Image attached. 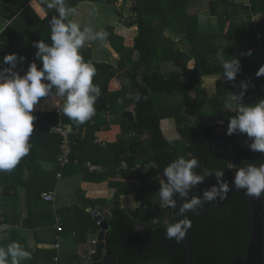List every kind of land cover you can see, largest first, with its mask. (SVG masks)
I'll return each instance as SVG.
<instances>
[{"label":"trees","instance_id":"16d2710c","mask_svg":"<svg viewBox=\"0 0 264 264\" xmlns=\"http://www.w3.org/2000/svg\"><path fill=\"white\" fill-rule=\"evenodd\" d=\"M78 1L85 0H74L73 3ZM88 1L114 4L117 0ZM146 1L137 0L136 22H132V19L125 21L126 26L132 24L138 26L139 34L134 40H128L124 31L121 33V30L112 27L106 29L107 40L121 57L118 64L119 69L124 71L129 80V88L121 93L113 94V96L118 99L119 95L123 94L122 99H125L126 105L128 107L134 106L135 109L134 112H131L119 108V101L110 100L108 85L107 91L106 88H103L108 97L107 101L110 102L113 110L126 121L127 136L130 134L133 136H128L126 141L122 142L124 151L119 153L116 158L110 157V160L105 163L108 172L101 177V180L104 182L110 177H115L116 169L122 163H126L127 168L119 172L123 179L138 180L143 183L139 189H137L135 182L115 184L117 191L113 199L119 202V205L112 208L111 217L108 219L110 237L107 241V253L109 256H116L118 264H189L192 250V264H229L234 259L232 251H235L241 258L246 256L252 227V209L247 198L238 192H231L209 214L199 212L210 210L219 201L206 203L203 208L187 213L186 215L192 222V227L185 239L177 243L174 239L171 241L166 239L165 220L174 222L182 219L183 217L177 215L181 204L194 195L202 197L205 189L217 184V180L214 175L208 176L199 184L198 188L189 189L188 197L184 199H181L178 194H174L173 199L177 201L175 209L161 208L159 192H156V189L161 187L160 181L163 180L161 175H163L164 168L181 156L185 159L192 157L198 159L199 167L194 169L196 174L204 172L205 161L206 171L222 168L225 171L223 179L231 181L237 167L249 162L257 164L264 162V154L253 152L250 147L241 148L237 146L239 133L237 132L233 133L231 138L227 134L225 136L230 139V144L236 147L233 159L234 167L230 166L228 162L220 160V154L215 153L214 150L215 126L209 127L207 124L224 115L225 100L229 92L238 94L236 83L231 81L217 84L215 95L204 103L200 98L203 90V78L223 74V69L220 61L212 60L213 53L204 44L203 35L199 32L198 17L188 15V8L194 1L167 0L168 5H164L163 0H151L153 3L158 1L160 4L158 6L146 4ZM263 1L251 0V9L244 7L242 3L241 5L246 12L253 11L263 15ZM155 13L161 16V22L157 27L153 23ZM56 15H58L57 12H50L42 18L43 29L50 26L49 21ZM6 17L11 18L9 15ZM168 27L175 31L181 30L186 35V39L192 46L195 59L193 69L188 68L189 57L187 54L181 52L173 41L165 38L164 30ZM259 27L264 44V18L259 22ZM10 30L7 28L0 34V61L7 54H16L13 39L11 41L6 39ZM237 30L245 34L250 31V38L248 39L255 42L250 21L245 26L232 25L225 38L230 37L229 34ZM241 38L244 39V36ZM257 43L259 44L258 41ZM136 52L139 53L137 61L134 60ZM91 53L92 49H83V57L86 61L90 60ZM236 58V56H225L223 59L232 60ZM168 62L182 63L180 71L162 74L154 69L156 64ZM93 64L97 73L93 78V83L98 85L100 82L98 72L103 71L108 74L111 66ZM243 65L245 67L244 82L248 84L245 95L255 94L264 97V76L258 77L256 75L261 66L252 59L244 62ZM192 93H196V98H192ZM129 94H132L131 99ZM136 94L141 96L139 102L135 101ZM162 94H178L181 96V100L170 108H162L159 107L160 103L156 98ZM53 95H55V90L47 97ZM122 103L124 102L122 101ZM101 113V110L96 109L97 115H101ZM171 119L175 120L177 131L182 137L179 140H168L162 132V122ZM89 123L90 120L83 125L88 126ZM164 124L166 125L167 122ZM228 124L225 125L226 129H228ZM41 125L44 126L45 124L41 123ZM53 126H48L46 131H51ZM50 136L56 140V153L59 156L61 138L54 133ZM29 142L34 150V135L31 136ZM79 142L81 141L76 140L75 146ZM250 142L252 141L250 140ZM118 146L119 144L116 143L109 147L115 150ZM137 164L145 169L146 174L136 169ZM164 178V181L167 182V178ZM128 199L134 204L139 203L138 207L135 209L133 207L132 212L127 211L128 204L126 201ZM90 203L94 204L95 202L90 201ZM94 208L93 205L92 208L88 209L91 211ZM89 213L87 217L94 223ZM94 224L99 230V225ZM73 264L83 263L81 258L75 257Z\"/></svg>","mask_w":264,"mask_h":264},{"label":"crops","instance_id":"0c3cea01","mask_svg":"<svg viewBox=\"0 0 264 264\" xmlns=\"http://www.w3.org/2000/svg\"><path fill=\"white\" fill-rule=\"evenodd\" d=\"M73 1L65 0V6L73 9L68 20L78 23L81 30L89 27L94 34L101 29L106 31L108 27H112L121 30V33L124 31L126 38L130 41L138 36L137 25H125V21L128 19H132V22L137 20V0H117L110 6L109 3L88 0L78 1L75 4ZM193 1L194 3L188 8V15L198 17L199 32L203 35L206 48H210L213 53L212 60L220 61L221 56L222 58L236 56L240 60L241 71L237 74L235 81H232L236 83L239 93L241 91L240 84L242 81L244 82L245 67L243 63L252 59L257 61L260 66H264V44H256L255 38V42H251V39H248L250 31L245 34L237 30L230 33V37L225 38V36L232 25L245 26L251 15H255L260 22L264 18V13L260 15L253 11L246 12L241 5V0ZM146 4L160 5L158 1L153 3L151 0H147ZM163 4L168 5V1L163 0ZM262 4L264 5V1ZM107 8L112 12H108ZM0 11V34L7 28L11 29L6 39L10 41L13 39L16 54L18 57H23L22 60L18 59L19 63L15 71L24 75L33 62H36L38 67H42L36 57L38 49L33 44L40 40L47 41L49 45L52 43L50 26L43 29L41 20L48 13L56 12V9L47 8L46 0H0ZM160 22L161 16L155 13L153 15L155 27ZM164 36L173 41L181 52L187 54L189 57L188 68L193 69L195 59L192 46L186 39V35L181 30L175 31L168 27L164 30ZM241 36H244V39ZM83 49H92L90 56L92 63L111 66L108 74L103 71L98 72L101 95L96 102V109L101 110V115H94L88 126L77 124L66 117L62 111L52 106L54 100H59L62 107L63 97L55 95L42 97L33 112L36 117L34 120L35 131L32 134L35 141L33 143L34 150L31 145L29 154L23 157L11 172H0V247H7L13 241L19 242L31 253V259L22 261L21 264H73L75 257L81 258L83 264H92L88 262L87 257L94 249L92 242H97L101 230V228L99 230L96 228L94 224L96 221L92 213L98 211L107 220L111 217L112 208L119 205V202L113 199L117 191L116 183L135 182L137 189L143 184L142 181L123 179L119 172L127 168L126 163H122L116 169L115 177H110L104 182L101 180V177L108 172L105 163L110 160V157L116 158L119 153L124 151L122 142L126 141L128 136H133V134L127 136L126 121L113 110L103 88H106L107 91L108 85L110 100L119 101V108L134 112L135 107L126 105L125 99H122L123 94L119 95L118 99L113 96V94L127 90L129 80L124 71L119 69L118 64L121 57L112 48L110 42L107 39L101 41L98 37L94 40L87 39L84 47L80 50L82 55ZM138 59L139 53L136 52L134 60ZM174 64L177 65L174 71H171L172 69H169L168 66L165 67V65H171V62L156 64L154 69L162 74L179 72L182 63ZM0 66L9 67L10 65ZM224 82L231 81H227L223 74L203 78V90L200 98L204 103L215 95L217 84ZM54 90L55 88L52 91ZM191 96L196 98V93H192ZM261 98L255 94L244 95L242 101L234 102V113L226 112L225 117L235 115L238 103H254ZM40 114L43 117H40ZM220 118L215 119L217 124H219ZM173 120L171 119L170 122L165 120L161 125L164 136V123L167 122L171 125L169 130L171 132L173 130L174 137L172 139L166 137L171 141L178 140L179 136L174 127L175 120ZM41 123L45 125L42 126ZM59 123L72 129L85 130L86 133L85 139L75 146L72 162L63 170L58 164L56 140L50 136L52 131H46L48 126H56ZM225 130L227 129L225 128ZM97 141L103 142V145L99 146ZM116 143L119 146L115 150L109 147ZM88 164L98 166L100 170L91 171L87 167ZM61 171L62 177L59 178L58 174ZM47 193L54 195L53 201L43 198L42 195ZM90 201L95 203L91 204ZM93 205L95 208L90 211L88 208H92ZM138 206L139 203H137ZM133 207L135 205H127V211L132 212ZM88 212H90L94 223L87 217ZM59 223L63 228L62 232L57 231ZM57 243L61 245L59 250L55 248ZM56 257H58V262L55 261Z\"/></svg>","mask_w":264,"mask_h":264},{"label":"clouds","instance_id":"9594fccd","mask_svg":"<svg viewBox=\"0 0 264 264\" xmlns=\"http://www.w3.org/2000/svg\"><path fill=\"white\" fill-rule=\"evenodd\" d=\"M47 8H55L58 15L49 21L51 41L49 45L43 40L33 44L38 49L36 62L29 65L26 74L15 71L17 54L11 53L3 57L0 65V172H11L27 156L31 149L30 138L35 131L33 112L42 97L52 94L63 97L61 107L59 100H54L53 107L62 111L71 121L84 124L96 114V102L101 95L99 85L93 83L96 68L92 61H86L81 54L87 39L101 41L107 39L108 33L101 29L92 34V29L81 30L78 23L68 20L73 9L65 6V0H46ZM68 22H65V21ZM249 55L251 53H248ZM223 76L227 81H235L241 71L238 58L232 60L220 59ZM256 75L264 76V66ZM238 94L229 92L225 100V109L232 110L236 101H242L247 92L248 84L241 82ZM132 98V94H129ZM141 96L135 95L139 102ZM223 123V121H220ZM246 133L252 141L250 150L264 154V99L251 104L236 105L235 115L229 119L227 135ZM199 167L197 158L185 159L183 156L174 159L163 170L167 182L160 181L159 200L161 208H176L177 201L173 199L178 194L181 199L188 197L189 189L202 183L208 176L214 175L217 185L204 191L202 197L194 195L185 200L179 207L177 215L183 217L174 222L165 220L166 239L182 242L192 222L187 213L203 208L206 203L224 200L232 188L243 189L249 197L264 198V162L259 164L249 162L237 167L231 181H225V171L222 168L208 169L202 175L194 169ZM31 259L28 252L19 242L13 241L7 247H0V264H21Z\"/></svg>","mask_w":264,"mask_h":264},{"label":"water","instance_id":"95a60500","mask_svg":"<svg viewBox=\"0 0 264 264\" xmlns=\"http://www.w3.org/2000/svg\"><path fill=\"white\" fill-rule=\"evenodd\" d=\"M261 99H264L262 97ZM260 99V100H261ZM214 125H217V120L214 121ZM226 131L223 130V133H218L214 136L213 140L216 144L215 149L219 151V145L222 144V149L227 147L226 144ZM142 135V133H140ZM238 146L241 148H249L250 139L248 138L246 133L239 134V142ZM228 154L221 161H226L232 166V155H233V146L227 147ZM206 171V164L204 161V172ZM203 172V173H204ZM202 173V174H203ZM201 174V175H202ZM217 185V184H214ZM214 185L207 187L205 190H210ZM231 192H238L245 196L250 203L252 209V227L250 233V241L247 247L245 258L236 257L229 264H264L263 260V248H264V204L263 198L257 199L253 197H249L245 194V190L240 189L236 190L233 186ZM227 195V196H228ZM226 199V198H225ZM224 199V200H225ZM224 200L217 202L213 208L205 212H199L201 214H209L212 210L216 209ZM94 220L99 224L101 230L97 237V242L94 246V249L91 250L90 255L87 257L88 262L92 264H118V258L116 256H109L107 253V241L110 237V225L107 218H105L98 211H94L92 213ZM193 254L191 250V254L189 257V264H192Z\"/></svg>","mask_w":264,"mask_h":264},{"label":"built area","instance_id":"2783aa9c","mask_svg":"<svg viewBox=\"0 0 264 264\" xmlns=\"http://www.w3.org/2000/svg\"><path fill=\"white\" fill-rule=\"evenodd\" d=\"M251 0H241V3L243 4L244 7H248L249 9L251 8ZM254 36L256 41L259 42V44H262V33L260 31L259 27V20L255 15H251L249 18ZM52 133L55 135H58L61 138V142L59 145V167L61 170L65 169L71 162H72V155H73V149L76 144V140H84L85 139V130H80V129H72L67 127L63 123H59L56 126L51 127ZM97 144L99 146L103 145V142L97 141ZM87 167L91 171H98L100 170V167L94 166L92 164H88ZM136 169L145 172V169L141 165H137ZM58 177H62V171L59 172ZM44 199L47 201H53L54 200V195L51 193L43 194L42 195ZM58 232H62L63 228L61 227V224L59 223V227H57ZM96 241L92 242V246H95ZM61 247L60 243H57L55 245V248L59 250ZM55 261L58 262V257L55 258Z\"/></svg>","mask_w":264,"mask_h":264},{"label":"rangeland","instance_id":"374dc122","mask_svg":"<svg viewBox=\"0 0 264 264\" xmlns=\"http://www.w3.org/2000/svg\"><path fill=\"white\" fill-rule=\"evenodd\" d=\"M109 6H110V4H109ZM107 10H108V12H112L111 9H109V8H107ZM159 65H161V64H159ZM166 66L170 67L169 69H172L171 71H174L177 68V65H175L172 62H171V65H165V67ZM156 98L158 99L157 101H159V103H160V106L159 107H162V108H170L173 104H178L180 102V100H181V96H179L178 94H174V95H163L162 94V95L156 96ZM154 99H155V97H154ZM251 103H253V102H249L248 104H251ZM226 112L234 113L233 112V108H232V110L227 109V110H225L224 115L221 116V118L218 120L219 121V124H217V126L222 128L221 133H223V130H225V125L229 123V119L232 117V116L231 117L230 116L225 117L226 116ZM168 121L170 122V120H168ZM220 121H223V123H220ZM174 124H175L174 125L175 130H176L177 129L176 128L177 127V124H176V122ZM164 126H165V137H167L168 139H172V137H174V133H173V130H172V132H171V130H169V126H171V125L169 123H167L166 125L164 124ZM178 135H179L178 136V140H179L182 137H181L180 134H178ZM175 138H177V137H175ZM159 190L160 189L157 188L156 189V192H159ZM126 204H128L129 206H134L135 205L134 209L137 207V203L134 204L129 199H128V201H126ZM150 264H161V263H150Z\"/></svg>","mask_w":264,"mask_h":264},{"label":"flooded vegetation","instance_id":"af4514ba","mask_svg":"<svg viewBox=\"0 0 264 264\" xmlns=\"http://www.w3.org/2000/svg\"><path fill=\"white\" fill-rule=\"evenodd\" d=\"M209 127H211V126H215V135L216 134H218V133H221V130H222V128L221 127H218L217 125H214V122H210V123H208L207 124ZM226 131V133H225V136H227L226 134H227V130H225ZM239 134L240 133H238V142H239ZM214 135V136H215ZM214 136H213V138H214ZM227 138V137H226ZM229 138H231V136H229ZM229 138H227L226 139V144H227V147H229V146H233V155H232V160L234 159V154L236 153V147L233 145V144H230V139ZM238 142H237V146H238ZM250 144H251V142H250ZM215 146H216V144L214 143V150H215V153H217V154H220V156H219V158H220V160H223V158L228 154V149H227V147L225 148V149H222V144H220L219 145V151L217 152L216 151V149H215ZM232 166L234 167V163H233V161H232ZM234 175H235V172H234ZM161 177H162V179L163 180H165V176L164 175H161ZM198 186H199V184L198 185H196L195 187L196 188H198ZM233 252V254H234V259L236 258V257H240L235 251H232ZM236 254V255H235ZM241 258V257H240ZM233 259V260H234ZM233 260H231V261H233ZM230 263V262H229Z\"/></svg>","mask_w":264,"mask_h":264},{"label":"bare ground","instance_id":"6f19581e","mask_svg":"<svg viewBox=\"0 0 264 264\" xmlns=\"http://www.w3.org/2000/svg\"><path fill=\"white\" fill-rule=\"evenodd\" d=\"M89 256V255H88Z\"/></svg>","mask_w":264,"mask_h":264}]
</instances>
